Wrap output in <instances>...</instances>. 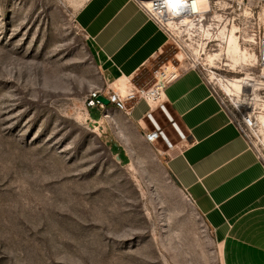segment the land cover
<instances>
[{"label": "rangeland", "instance_id": "obj_1", "mask_svg": "<svg viewBox=\"0 0 264 264\" xmlns=\"http://www.w3.org/2000/svg\"><path fill=\"white\" fill-rule=\"evenodd\" d=\"M88 1L0 0V264H223L169 171L176 152L126 114L88 108L105 84L78 24ZM260 133L264 152L262 121Z\"/></svg>", "mask_w": 264, "mask_h": 264}, {"label": "crops", "instance_id": "obj_2", "mask_svg": "<svg viewBox=\"0 0 264 264\" xmlns=\"http://www.w3.org/2000/svg\"><path fill=\"white\" fill-rule=\"evenodd\" d=\"M78 24L99 51L104 87L125 93L131 84L153 86L154 72L164 64L170 44L135 0H89ZM166 98L188 137L187 143H180L165 115L155 112L183 147L169 161V171L214 232L223 264H264V163L198 72H183L166 88ZM148 110L140 101L132 117L126 116L138 127L152 129L145 117Z\"/></svg>", "mask_w": 264, "mask_h": 264}, {"label": "built area", "instance_id": "obj_3", "mask_svg": "<svg viewBox=\"0 0 264 264\" xmlns=\"http://www.w3.org/2000/svg\"><path fill=\"white\" fill-rule=\"evenodd\" d=\"M135 2L166 35L175 50L176 64L173 63L172 68L165 64L157 69L155 83L150 88L131 84L125 93L107 87L97 89L88 96V108L105 109L98 101L104 96L115 110L132 117L134 104L145 101L149 108L145 117L152 126V129L141 126L145 140L155 144L162 139L176 152L175 157L183 147L171 143L155 112L161 111L178 134L180 143H187V135L168 109L166 88L183 72L196 71L264 163V152L258 143L261 142L260 119L264 115V0ZM232 38L247 59L235 62L229 58L227 51ZM262 143L264 149V141Z\"/></svg>", "mask_w": 264, "mask_h": 264}, {"label": "bare ground", "instance_id": "obj_4", "mask_svg": "<svg viewBox=\"0 0 264 264\" xmlns=\"http://www.w3.org/2000/svg\"><path fill=\"white\" fill-rule=\"evenodd\" d=\"M227 54H228L229 58H231L235 62H240V61L243 60V58H246V59L248 58V56L243 57L244 52L239 48V46H238V44H237V42H236V40L234 38H232L231 41H230V45H229ZM121 84L125 88V86H126L125 82L123 81V82H121ZM260 120L264 124V115L261 117ZM261 121H260V124H261ZM261 136L262 135H260V138H261Z\"/></svg>", "mask_w": 264, "mask_h": 264}, {"label": "water", "instance_id": "obj_5", "mask_svg": "<svg viewBox=\"0 0 264 264\" xmlns=\"http://www.w3.org/2000/svg\"><path fill=\"white\" fill-rule=\"evenodd\" d=\"M98 101H100L101 103H103L106 107L111 106L110 101L106 97H104V96L99 97L98 98Z\"/></svg>", "mask_w": 264, "mask_h": 264}]
</instances>
